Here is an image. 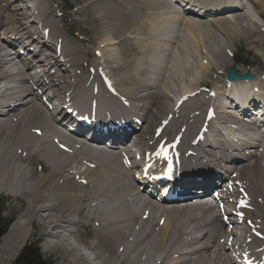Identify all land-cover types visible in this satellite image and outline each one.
I'll return each mask as SVG.
<instances>
[{
  "label": "bare ground",
  "instance_id": "1",
  "mask_svg": "<svg viewBox=\"0 0 264 264\" xmlns=\"http://www.w3.org/2000/svg\"><path fill=\"white\" fill-rule=\"evenodd\" d=\"M16 1L0 0V191L21 199L24 212L1 238L0 264H13L30 237L27 228L35 224H39V229H35L40 233L38 241L49 244L45 249L42 246V251L57 252L63 264H232L229 251L241 247L253 231L256 232L253 243H259L264 236V142H259L258 137L263 140L264 133L248 151L233 149L220 134L213 144H208L213 151L190 149L197 133L191 140L189 136L199 124V118L190 119V114L220 97L210 101L204 97L195 102L193 99L186 107L187 113L178 114L170 109L162 86L166 83L158 77V72L170 64L172 68L167 72L170 78L178 77V81L185 82L186 65L193 59L201 61L196 69L201 79L206 71L214 72V68L224 73L232 67L226 64L227 45L242 43L250 49L261 43L255 51L263 48L260 35L252 39L257 28L246 21L247 15L237 16L244 14L243 5L238 4V9L232 11L222 10L220 14L205 13L197 23L189 20L193 18L187 13L172 12L170 0H120L118 5L107 0L86 1L78 12L82 18L77 32L73 34L68 30L76 41L88 45L82 51L76 42L63 40L49 6L37 4L30 16L17 7ZM243 1L251 6L254 2L258 15L264 14L262 0ZM103 17L118 26L111 27L113 31L109 34L113 35L109 38L108 23ZM124 18L126 22L135 23L122 25ZM251 19L258 27L261 18ZM199 23L207 27L202 28ZM184 27L189 39L188 46L181 48L177 43L181 41L179 44L184 45L180 39ZM44 29L49 32L45 44L40 37ZM175 29L179 31L176 38ZM215 30L222 33L224 43L217 41ZM147 36L144 42L149 46L140 45L139 38ZM21 42L27 45L25 54L14 58L8 52ZM211 42H215V48H206L202 53L201 47ZM35 43L42 46L29 52V47ZM120 47L121 54H118ZM189 51L196 55H190ZM37 55L42 57L33 61ZM136 56L140 57L138 63ZM91 57L95 58L93 65L89 61ZM23 60L27 61L25 65ZM34 68L39 70L38 76L30 78L27 72ZM99 71L111 82L115 96L102 88L103 80L97 78ZM234 71L242 77L233 84L248 81L258 87L253 78L249 81L256 73H248L247 68H234ZM200 78L192 81L191 86L181 87L182 96L192 95L202 84ZM94 86L99 88L97 93L93 92ZM234 92L238 93V86L234 87ZM45 94L46 101H55L58 108L68 98L85 109L81 113L94 112L102 121L106 120V115L114 121L126 116L124 122L129 124L138 118L143 126L133 135L128 130L91 135L96 145L72 147L71 155L63 154L53 147L57 136L55 120L47 113L41 99ZM217 94H224L222 87ZM162 123L167 125L161 129ZM158 128L163 138L170 137L172 141L181 138L173 153L196 152L194 156L184 157V171L178 174L183 196H191L179 205L159 206L144 197L120 164L121 158L124 161L126 157L134 159L138 155L143 161L146 154L153 152L157 143L153 136ZM245 128L249 133L259 131L258 127ZM104 137L113 141L112 154H106L100 145ZM229 150L237 157H232ZM172 169L178 173L174 165ZM222 169L227 170L226 177L233 174L229 177L228 196H223L222 201L235 205L236 188H243L247 198L238 212L243 222L252 223L251 229L236 231L231 226L220 227L219 216L209 213L210 208L197 197L200 191H195L196 187L205 191L216 187L215 172ZM196 174L202 176L201 183L194 179ZM31 176L37 179L23 182Z\"/></svg>",
  "mask_w": 264,
  "mask_h": 264
},
{
  "label": "rangeland",
  "instance_id": "2",
  "mask_svg": "<svg viewBox=\"0 0 264 264\" xmlns=\"http://www.w3.org/2000/svg\"><path fill=\"white\" fill-rule=\"evenodd\" d=\"M28 1L30 3V5H29L30 8H33L34 6H36L37 4H40V3H44V5L49 6L51 8L52 17H53V20H54V25H55L56 29H58V31H60V33H62L61 36H62L63 40H65V42L66 41H68V42H76L78 47H79V49L82 50V51H84V49L88 47L87 44L81 43L78 40L76 41L74 39V37L68 32V30H70V32L73 33V34H75L77 32L78 23L80 22V20L82 18L78 14L79 9L85 6L86 1L91 2L92 0H28ZM107 1L108 2H112V3L116 4V5H118L120 3V0H107ZM253 1H255V0H253ZM262 2H264V0H262ZM104 4H107V3L105 2ZM252 4H253V6L245 5L244 14L240 13V14H237V16L238 15H247V17H245L246 21H248V23H251L252 27H256L257 28V30L254 32V36H253L252 39H254V38H256V36L260 35V40H261V42L263 44V48H257L256 51H255V48L257 46H259L261 43H259L256 47L250 48V49L249 48L247 49V47H244L242 43H235L234 46L227 45L226 46V56H225V58L227 60L226 64H227V66H232V67L231 68H227V70L225 72L229 71L230 69H234V68H247L249 73L251 72V73H254V74L256 73L257 74V76L253 75L254 76L253 80L255 81V84H257L258 87H260V89H262V91H264V80L262 78V75H264V52H262V51H264V31H263V29H264V14L258 15L259 10L257 8V5L254 2H252ZM251 10H253V11H251ZM58 15H60L61 17L59 18ZM251 17L252 18L254 17V19H256V20H257V17L261 18L259 23H258V27L259 28L252 21ZM103 18H104V21H105L106 20L105 17H103ZM209 19H215V18L211 17ZM114 20H116V19H114ZM126 20L127 19H125V18L121 19L122 25H124L125 23H128L129 26H132L135 23V21L129 23V22H126ZM189 20H192V19L189 18ZM185 21H188V20H186V18H185ZM193 21H195L197 23L199 22L198 20H193ZM246 21L242 22V24L244 26H246V23H245ZM105 22L108 23L107 27L110 28V31H108V28H107L108 38H109L110 35H113V34H109V32L113 31V29L111 27L118 28V26H117L116 23L115 24H110L111 22L110 21L108 22L107 20ZM199 24L202 26V28H206L207 27L203 23H199ZM197 26L200 28L199 25H197ZM182 31H183L182 32V37L181 38L179 37V38L181 40H183V44L184 45H180L179 44L181 41L179 43H177V45L179 47H181V48L183 46V48H184V47L188 46L187 40L189 39V37H188V33H187L185 27H184V29ZM218 31L219 30H215L214 31L215 35L218 38L217 41H220V42L224 43V38L222 36V33L220 31L219 32ZM178 32L179 31L175 29V33H174L175 34L174 35L175 38L177 37ZM145 38L148 39V36L139 38L140 39L139 42L141 43L140 45H142V44L145 45V43H146V42H144ZM161 40L162 39H160V41ZM150 42H152V41H150ZM215 42L214 43L211 42L210 45H208L209 47L207 45H206L207 47L206 46L201 47V52H202V50H203V52H205L206 48H211V49L215 48V46H216ZM146 44L147 45H145V46H149L148 42ZM192 45H195V44L192 43ZM252 49H253V51H252ZM130 51H132V49H130ZM191 52L192 51H189L190 55H196L195 54L196 52H193V53H191ZM118 54H121V47L119 48V53ZM122 54H124V52H122ZM147 55L148 54L145 53V56H147ZM145 56L142 57V60H144ZM235 57H239V59L242 60V63H240V64L237 63L236 60H235ZM168 58L169 57L167 56V59ZM189 58H190V56H189ZM136 59H137V63H138V60L140 59V57L136 56ZM94 60H95L94 57H91L89 59L91 65H93V61ZM189 61L190 62H188L187 65H186L187 66V73L185 75V79H186L185 82H183L181 80L178 81L177 80L178 77L174 78V79L170 78L169 74L167 73V72H169V68L170 67L172 68V65L170 66V64L165 65L164 69L166 71L163 70V68H162V70H160V72H158L159 79L162 80V81H165V83H166V86L164 84H162V86L164 88L165 93L167 94V97H168L167 100H169L167 102L169 103V106H170L171 110L174 109V106L176 104V101L178 100V97L180 95H182V92H180V88L181 87H186V86H191L193 84V83H191L192 81L194 82V81H196V79L200 78V74L198 73V70H196V69L199 66V64H201L200 63L201 61L200 60L199 61H195V59L189 60ZM139 62H140V60H139ZM144 62H143V67H145ZM167 62H169V60H167ZM170 63L172 64V61H170ZM202 64L204 65L205 62H203ZM206 65L209 66L208 61H206ZM206 65L204 67H207ZM140 69H142V66L140 67ZM59 72L62 75H66L65 72H63V71H59ZM220 72L221 71H217L216 72L215 68H214V72L206 71V75L202 79L200 78L201 80H200L199 83L200 84L202 83L200 89H203V88H206V87L213 88L214 90L220 89L222 84H219V81H220L219 79H221V80L225 79V77L227 75V74L226 75H221ZM197 91H199V90H197ZM201 97L202 98L204 97V100H206L204 95H199V96H196L194 98V102L199 100V99H202ZM204 110H205V107H203V109L201 111H199V113L198 112L197 113L194 112V113L190 114L189 117H193L194 116L196 118L198 117L201 120L203 118V115H205L204 114ZM186 113H187V111L185 110V111L182 112V115H185ZM196 132H197V128L194 131L191 132L192 135H190V137H189L190 139L189 140H191L192 137H194V134ZM203 149L204 150H209L206 147L203 148ZM262 167L264 168V164H262ZM85 169L86 168H84V170ZM36 179H37L36 176H31L30 180L23 181V182L24 183H30L31 181H34ZM76 180H77V178H76ZM210 192H211V190H210ZM0 196L5 197L7 199H10V201L8 202V204L5 205V207H8V209L12 213H14L15 218H14L13 222H15L16 220L21 218V216H22V214L24 212L23 201L21 199L19 201L18 197H17V199H15V197H12V196L8 195V193H4L2 191H0ZM143 220H144V217H143ZM37 228L39 229V224H35L34 226L27 228V231L29 232L30 237L27 239L26 243L24 244V246L21 249H23L25 246H28L29 244L36 245V247L39 249L42 257L45 260L50 261V263H52V264H63L59 260L57 252H55V253L54 252L53 253L50 252V254H47V253L42 251V246L45 249L49 244L44 242V241H38V236H40V233L35 231V229H37ZM8 229H9V227H8ZM8 229H7V232H8ZM7 232H6V234H7ZM34 233H36V234L34 235ZM4 236H2V237H4ZM0 241H1V239H0ZM41 242H42V244H41ZM21 249H20L19 252H21ZM19 252L17 253L15 259L17 258ZM56 258H57V260H56Z\"/></svg>",
  "mask_w": 264,
  "mask_h": 264
},
{
  "label": "trees",
  "instance_id": "3",
  "mask_svg": "<svg viewBox=\"0 0 264 264\" xmlns=\"http://www.w3.org/2000/svg\"><path fill=\"white\" fill-rule=\"evenodd\" d=\"M236 61H242L239 57L236 58ZM5 204H7V199L0 196V237L5 233L9 223L13 219L14 215H12L9 219H4L2 217V212L5 210ZM16 264H51L49 261H45L42 259L38 249L35 245H29L25 247L21 253L19 254Z\"/></svg>",
  "mask_w": 264,
  "mask_h": 264
},
{
  "label": "water",
  "instance_id": "4",
  "mask_svg": "<svg viewBox=\"0 0 264 264\" xmlns=\"http://www.w3.org/2000/svg\"><path fill=\"white\" fill-rule=\"evenodd\" d=\"M230 80H234L235 79V77L233 76V73L232 72H230L229 73V77H228Z\"/></svg>",
  "mask_w": 264,
  "mask_h": 264
},
{
  "label": "snow or ice",
  "instance_id": "5",
  "mask_svg": "<svg viewBox=\"0 0 264 264\" xmlns=\"http://www.w3.org/2000/svg\"><path fill=\"white\" fill-rule=\"evenodd\" d=\"M241 203H243V202H241ZM259 235V234H258Z\"/></svg>",
  "mask_w": 264,
  "mask_h": 264
}]
</instances>
